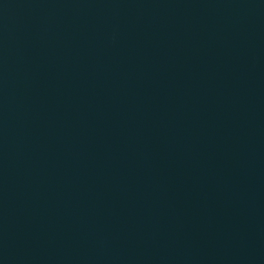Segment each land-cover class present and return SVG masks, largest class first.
Masks as SVG:
<instances>
[{
	"label": "water",
	"instance_id": "1",
	"mask_svg": "<svg viewBox=\"0 0 264 264\" xmlns=\"http://www.w3.org/2000/svg\"><path fill=\"white\" fill-rule=\"evenodd\" d=\"M0 264H264V0H0Z\"/></svg>",
	"mask_w": 264,
	"mask_h": 264
}]
</instances>
